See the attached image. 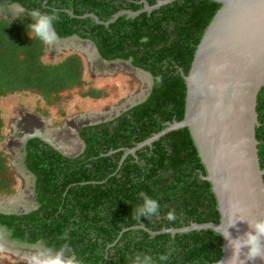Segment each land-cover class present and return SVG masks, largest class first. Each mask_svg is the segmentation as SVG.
<instances>
[{
	"label": "trees",
	"instance_id": "16d2710c",
	"mask_svg": "<svg viewBox=\"0 0 264 264\" xmlns=\"http://www.w3.org/2000/svg\"><path fill=\"white\" fill-rule=\"evenodd\" d=\"M140 1L0 0V6L15 3L41 14L57 12L59 19L53 27L59 38L75 35L90 41L101 59L131 60L133 67L149 73L153 81L145 102L111 121L82 128L79 137L84 150L74 158L61 155L38 138L28 140L25 165L35 177L38 208L23 215L0 213V226L15 239L29 244L41 241L56 252L64 250L80 264H132L136 253L151 256L155 264H214L222 257V238L211 229L153 238L134 229L143 226L157 232L192 223H219L217 201L211 184L202 179L206 170L188 128L162 136L137 151V158L128 155L121 165L123 151L108 153L132 149L166 123L183 119L186 86L182 74H188L197 45L220 5L212 0H175L134 18L120 16L108 26L91 17L104 23L120 11L142 9ZM145 1L149 6L156 4V0ZM33 23L35 19L27 16L0 19V99L28 92L47 100L78 89L83 98H104L103 88L85 84L79 55L57 63L42 61L46 45L29 28ZM256 112L255 136L263 169L264 87L257 96ZM2 127L0 118V139ZM13 181V168L0 150L2 197L14 191L9 190ZM141 192L159 201V218L133 215L143 203ZM172 209L175 221L165 218ZM168 252L169 259L160 261V255Z\"/></svg>",
	"mask_w": 264,
	"mask_h": 264
},
{
	"label": "water",
	"instance_id": "95a60500",
	"mask_svg": "<svg viewBox=\"0 0 264 264\" xmlns=\"http://www.w3.org/2000/svg\"><path fill=\"white\" fill-rule=\"evenodd\" d=\"M174 1L156 0L155 5L149 6L145 0H142L140 1L143 4L142 9L137 12L120 11L104 23L93 15L91 17L96 23L108 26L120 16L134 18L143 12L151 13ZM212 1L218 3L220 8L203 33L188 74H182L186 86L183 119L166 123L164 129L132 149L121 148L109 152L108 155L123 151L124 154L119 161L121 165L128 155L137 158V151L151 146L162 136L188 128L206 170V175L202 176V179L211 184L217 201L219 223H192L186 227L162 229L157 232L143 226L134 229L143 230L152 238L166 233L174 236L183 232L211 229L222 238V257L214 264L220 262L229 264L233 250L228 246V239L225 236L229 232L234 239L250 230L247 221H237L236 227H228L229 218L234 220L238 216H243L249 222L264 219V168L260 167L257 149L259 142L255 136L256 127L259 126L256 112L257 96L264 87V0ZM20 8L23 10L22 16L34 19L32 11ZM72 37L80 40L77 36L60 38V40ZM103 62L110 63L105 60ZM132 68L145 73L140 69ZM137 103L139 104L140 101ZM135 105L136 102L127 104L115 114L114 118ZM35 137L50 145L61 155L69 157L67 153L41 136L36 134L28 136L23 143L22 165L33 177L34 182V175L25 165L24 147L27 140ZM32 202L36 205L31 210L37 209L36 199L34 198ZM234 205H239V212L233 207ZM31 210L0 213L22 215ZM0 230L9 240L23 243L11 239L4 227H0ZM37 244L46 247L41 241ZM236 264H264V259L258 258L255 262H251L241 254Z\"/></svg>",
	"mask_w": 264,
	"mask_h": 264
},
{
	"label": "rangeland",
	"instance_id": "374dc122",
	"mask_svg": "<svg viewBox=\"0 0 264 264\" xmlns=\"http://www.w3.org/2000/svg\"><path fill=\"white\" fill-rule=\"evenodd\" d=\"M11 6L10 4L0 6V19L5 17L11 19L19 16L11 14L9 10V8H11L12 11L13 6ZM1 10H3V13ZM58 41H60V39H58ZM82 43L87 44L88 42ZM56 44L54 46L46 45V52L42 57V61L44 63H57L69 55H79L84 64L82 78L85 84L94 89L103 88V91L106 92L107 95L104 98L87 99L80 96V91H78V89L71 94L61 92L58 95L49 97L47 100L42 99L40 95L28 92L15 93L0 99V118L3 124L0 150L4 152L8 165L11 166L14 171V181L9 189L14 191L11 192L12 195L10 194L5 197H2L0 193L2 199L6 197H25L34 201V180L32 179L31 184L30 178L29 183L27 178L18 172L16 165L17 158L23 155V143L27 136L36 134L37 130H43L46 123L49 122L50 127L61 130L58 133L57 140L64 141L68 147H71L74 145V141L77 140V131L81 129L83 125L108 122V120L110 121L114 118L115 114L119 112L124 104H129L132 98L141 95L142 98H144L149 92L148 79L147 81L141 80V78L137 76L136 70L132 69L128 61L105 63L100 59L97 53H95L96 50L94 52V57L91 59L84 52L72 48H62L59 50ZM89 45L91 44L88 43V45L84 47ZM93 113L95 114L93 115ZM99 113H104V115L107 116L112 114L113 116L105 118V116L98 115ZM95 116L99 118V121L90 119ZM60 133L62 136H60ZM79 146L81 147L80 143L77 152L72 151L76 146H74V148L72 147L71 151L65 147L66 150L64 149L65 151H63L67 153L68 156L74 157L77 155L76 153L81 150ZM17 261L26 263L23 256L19 257L14 251L0 245V264H17Z\"/></svg>",
	"mask_w": 264,
	"mask_h": 264
},
{
	"label": "clouds",
	"instance_id": "9594fccd",
	"mask_svg": "<svg viewBox=\"0 0 264 264\" xmlns=\"http://www.w3.org/2000/svg\"><path fill=\"white\" fill-rule=\"evenodd\" d=\"M14 4L15 3L10 4V5L13 6ZM17 5L20 6L19 4H17ZM18 15L22 16L21 14H18ZM32 16L35 19V23L29 25V28L31 29V31L45 45L54 46L56 44V42L58 41V39H60L58 37V34H57L55 28L53 27L54 21L59 19V14L55 11L52 12L51 14H41V12L37 9V10H34L32 12ZM80 41H82V39H80ZM198 45H197V47H198ZM102 61H103V59H102ZM113 61H121L122 62L123 60H113ZM127 61L129 62L130 66L133 67L131 65V60H127ZM107 62H112V61H107ZM123 62H126V61H123ZM137 69H139V68H137ZM145 73L149 77L148 78L149 92H148V94H146V96L143 99L139 100L140 101L139 104L146 101V99L150 95V92L152 89V87H150L151 82L153 84V81H151L152 80L151 75L147 72H145ZM139 101H136L137 105H139L137 103ZM137 105H135V106H137ZM135 106H133V107H135ZM184 106H185V102H184ZM133 107H131V108H133ZM115 118H113V119H115ZM100 123H104V122H99L98 124H100ZM98 124L97 123L96 124H87V125H83V126H93V125H98ZM79 130L77 131L78 135L76 133V137H77L78 143H80V145H81V147H80L81 150L78 151V153H76L77 155L75 153H73L76 156H78L84 150V142L79 137V132H80ZM27 141H26V143H27ZM24 149H25V147H24ZM76 156H74V157H76ZM65 157H67V156H65ZM74 157H72V158H74ZM34 186H35V182H34ZM139 196H140V198H142L143 203L141 206H139L133 210V215L137 219H140L141 217H144L147 219H151L154 217L159 218L160 211H161V205H160L159 201L156 199L150 198L146 193H143V192H141L139 194ZM36 203H37V201H36ZM233 207L237 210V212L240 211L239 205H234ZM32 211L33 210H31L30 212H32ZM26 214H28V213H26ZM165 218L169 221H175L177 219V215H176L175 210L174 209L169 210L166 213ZM237 221H247L249 224L250 230L247 231L246 233H244L242 236H238L234 239L231 238V235L229 232H228V235L225 236L228 239V246L233 250V255L229 259V264H236V261L239 260L241 254H243L246 257L247 261H251V262H255L258 258L264 259V219H258L254 222H249L243 216H238L234 220L229 218L228 227H236ZM1 227H3V226H1ZM221 227H223V226H221ZM23 243H26V242H23ZM26 244H29V243H26ZM30 245H34V244H30ZM51 249L52 248L37 246L35 251L25 253L23 256V259L26 261V264H80V262L77 260V258L74 255L73 256H67V255H65L64 250L53 252ZM170 255H171V252L162 254L159 257V260L162 262L167 261L169 259ZM132 264H155V261L149 255L142 256L140 253H136L134 255L133 260H132ZM220 264H221V262H220Z\"/></svg>",
	"mask_w": 264,
	"mask_h": 264
},
{
	"label": "bare ground",
	"instance_id": "6f19581e",
	"mask_svg": "<svg viewBox=\"0 0 264 264\" xmlns=\"http://www.w3.org/2000/svg\"><path fill=\"white\" fill-rule=\"evenodd\" d=\"M12 7V6H11ZM11 9V8H10ZM22 9L19 7V6H17V5H13V7H12V15H18V14H21L22 13ZM1 12L3 13V10H1ZM57 46V48L59 49V50H61L62 48H66V49H70V48H72V49H75V50H78V51H81V52H84L85 54H87L88 56H89V58H93L94 57V54L96 53L95 52V49L91 46V45H89V46H87V47H84L85 45H88V43L87 44H84V43H82L81 41H78L77 39H75V38H71V39H65V40H60V41H58L57 42V44H56ZM93 49V51H92V49ZM95 52V53H94ZM134 70V69H133ZM136 72H137V76H139L140 78H141V80L143 79L144 81H147V79L149 78L148 77V75L147 74H145V73H142L141 71H139V70H136ZM144 97V96H143ZM141 99H143L142 98V95L141 96H138V97H134V98H132L131 100H130V102H129V104L130 103H134V102H136V101H139V100H141ZM124 106H126L125 104L123 105V107ZM123 107H121V108H123ZM121 108H120V110H121ZM117 109H119V108H117ZM95 113H93V115H94ZM98 115H101V116H105V118L106 117H109V116H112V114H109L108 116L107 115H104V113H99ZM100 116V117H101ZM89 118V117H88ZM90 119H94L95 121L96 120H98L99 121V118H97V116H95L94 118H90ZM91 122H92V120H91ZM61 130H58L57 128L56 129H53L52 127H50V124H49V122L48 123H46V125H45V128H43V130H37L36 132V135H40L42 138L44 137V139L46 140V139H48L49 141H50V143L52 142L53 143V145H55V146H59V145H61V144H63V145H61L60 147H58L60 150H64L65 149V147L68 149V150H70L71 151V149H72V147L74 148V146H76V148H74L72 151L74 152H77V150H78V145H79V143H78V140H75L74 141V145L73 146H71V147H68L65 143H64V141H59V140H57L58 139V133L60 132ZM34 135V134H33ZM66 135V134H65ZM60 136H62L61 135V133H60ZM28 137V136H27ZM25 139V138H24ZM47 140V141H48ZM48 141V142H49ZM59 141V142H58ZM51 143V144H52ZM56 143V144H55ZM58 144V145H57ZM63 149H62V148ZM80 147V146H79ZM66 150V149H65ZM64 150V151H65ZM20 151V150H19ZM63 151V152H64ZM22 154H23V152H22ZM21 155V154H20ZM23 156V155H22ZM22 156L21 157H18L17 158V161H16V165H17V170H18V172H20L21 174H23V176H25L26 178H27V181H29V183H30V178H31V184H32V176L31 175H29V173L25 170V168L23 167V165H22ZM29 176V177H28ZM28 184V183H27ZM32 187V186H31ZM27 193V192H26ZM5 200V201H4ZM33 200V199H32ZM35 205L36 204H34L29 198H25V197H20V198H16V197H6V198H1L0 197V212H14V213H19V212H23V211H28V210H31L32 208H35ZM6 238L8 239V237H7V235L3 232V231H1L0 230V245L1 246H5L7 249H9V250H12V251H14L19 257H22V256H24V254L25 253H29V252H32V251H35V249H36V247L37 246H41V247H44L42 244H36V245H27V244H23V243H21V242H16V241H14V240H10L11 242H13V243H15V244H19V246H24L23 248L21 247V248H19V247H15V246H13L10 242H8L7 240H6ZM15 248V249H14Z\"/></svg>",
	"mask_w": 264,
	"mask_h": 264
},
{
	"label": "flooded vegetation",
	"instance_id": "af4514ba",
	"mask_svg": "<svg viewBox=\"0 0 264 264\" xmlns=\"http://www.w3.org/2000/svg\"><path fill=\"white\" fill-rule=\"evenodd\" d=\"M9 10H10V12L12 13V11H11L10 8H9ZM82 42H88V43H89L90 41L82 40ZM90 44L94 47V45H93L91 42H90ZM94 49L96 50L97 55L100 57V55H99V53H98L96 47H94ZM100 59H101V57H100ZM101 60H102V59H101ZM151 81H152V80H151ZM150 87H152V82H151V84H150ZM93 126H94V125H93ZM84 127H87V126H83L82 128H84ZM82 128H81V129H82ZM81 129H80V130H81ZM80 130H79V131H80ZM34 210H36V209H34ZM34 210H33V211H34ZM2 212H3V211H2ZM0 227H1V226H0ZM4 228H5V227H4ZM5 229H6V228H5ZM6 230H7V229H6ZM7 232L10 234V232H9L8 230H7ZM10 237H11V239H15V238H13V237L11 236V234H10ZM6 240H7L8 242H10V243H11L13 246H15L16 248H17V247H19V248H21V247L23 248V247H24V246H19V244H15V243L11 242V241H10L9 239H7V238H6ZM16 240H18V239H16ZM22 242H23V241H22ZM14 249H15V248H14Z\"/></svg>",
	"mask_w": 264,
	"mask_h": 264
}]
</instances>
